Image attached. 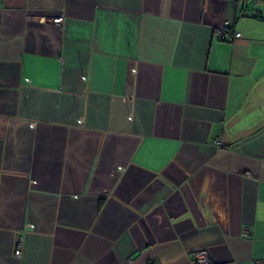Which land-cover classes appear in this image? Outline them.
Returning <instances> with one entry per match:
<instances>
[{
	"label": "crops",
	"instance_id": "0c3cea01",
	"mask_svg": "<svg viewBox=\"0 0 264 264\" xmlns=\"http://www.w3.org/2000/svg\"><path fill=\"white\" fill-rule=\"evenodd\" d=\"M199 252L264 264V0H0V264Z\"/></svg>",
	"mask_w": 264,
	"mask_h": 264
},
{
	"label": "built area",
	"instance_id": "2783aa9c",
	"mask_svg": "<svg viewBox=\"0 0 264 264\" xmlns=\"http://www.w3.org/2000/svg\"><path fill=\"white\" fill-rule=\"evenodd\" d=\"M54 23L56 24H61L62 22V17H58V18H55L53 20ZM228 26H222L220 29H218V35L217 37L218 38H224L225 35L227 34L228 32ZM236 37H240V34H235ZM215 146L216 147H221V142H220V139H217L215 142H214ZM22 241L20 240L18 243H17V248L15 250V255L16 257H21L20 255H22ZM195 264H212V262L209 260V257L208 255L206 254V252H199V253H196L195 254ZM253 264H262L260 262H256V263H253Z\"/></svg>",
	"mask_w": 264,
	"mask_h": 264
}]
</instances>
